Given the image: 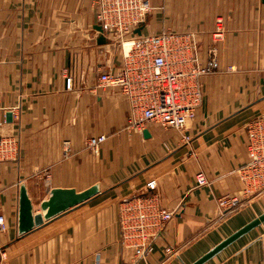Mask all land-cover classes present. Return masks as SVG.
Instances as JSON below:
<instances>
[{"label":"crops","instance_id":"0c3cea01","mask_svg":"<svg viewBox=\"0 0 264 264\" xmlns=\"http://www.w3.org/2000/svg\"><path fill=\"white\" fill-rule=\"evenodd\" d=\"M149 1L142 35H191L203 62L211 50L219 62L201 78L202 103L183 131L130 126L126 98L99 87L123 57L113 35L98 42L97 0H0V137L16 147L0 161V264H191L264 213V195L223 215L217 202L241 195L246 126L264 116V2ZM151 179L176 214L138 258L121 244L120 204ZM22 185L35 214L53 188L99 193L21 235ZM204 264H264V222Z\"/></svg>","mask_w":264,"mask_h":264},{"label":"built area","instance_id":"2783aa9c","mask_svg":"<svg viewBox=\"0 0 264 264\" xmlns=\"http://www.w3.org/2000/svg\"><path fill=\"white\" fill-rule=\"evenodd\" d=\"M150 10L148 0H97V22L107 36H114L123 57L118 71L100 74L99 87L104 91L114 88L126 98L130 126L142 130L155 124L183 131L202 103L201 78L217 72L219 62L213 50L203 62L191 35L169 31L138 35L135 31L146 21ZM64 76L67 88H71L74 73L67 68ZM246 131L248 161L239 169L241 195L219 197L221 215L232 211L245 197L264 195V116L247 123ZM87 145L97 151L99 139L90 138ZM15 153L14 140L1 136L0 161ZM197 181L201 185L207 182L203 173L197 175ZM156 188L157 181L151 179L142 193L120 204L121 244L138 258L147 256L153 241L176 214L161 204ZM6 228L5 217L0 214V229Z\"/></svg>","mask_w":264,"mask_h":264},{"label":"water","instance_id":"95a60500","mask_svg":"<svg viewBox=\"0 0 264 264\" xmlns=\"http://www.w3.org/2000/svg\"><path fill=\"white\" fill-rule=\"evenodd\" d=\"M264 2V0H262ZM145 22L141 23L136 29L138 35L142 34V30ZM96 30L99 32L98 42H106V34L101 25H96ZM7 120L10 121L12 118V113H7ZM146 137L149 136L147 129L143 131ZM99 193V187L94 185L84 191H76L72 188H53L49 192V198L40 204V208L43 213L35 214L33 212V204L28 196L27 190L24 185L20 188V198H19V210H18V231L19 234H25L37 226L42 225L46 220H49L72 207H75L81 203H84L91 199L93 196ZM264 222V213L254 218L240 229L235 231L233 234L222 240L215 247L210 249L208 252L203 254L197 260L191 264H204L211 258L219 254L229 245L234 243L243 235L247 234L257 226Z\"/></svg>","mask_w":264,"mask_h":264},{"label":"rangeland","instance_id":"374dc122","mask_svg":"<svg viewBox=\"0 0 264 264\" xmlns=\"http://www.w3.org/2000/svg\"><path fill=\"white\" fill-rule=\"evenodd\" d=\"M149 1V0H148ZM149 3H150V1H149ZM150 6H151V9H152V5H151V3H150ZM151 11V10H150Z\"/></svg>","mask_w":264,"mask_h":264}]
</instances>
